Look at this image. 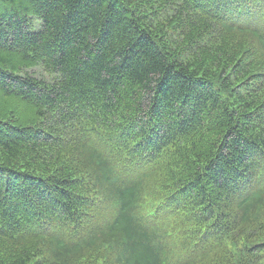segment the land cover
Returning a JSON list of instances; mask_svg holds the SVG:
<instances>
[{
	"label": "trees",
	"instance_id": "trees-1",
	"mask_svg": "<svg viewBox=\"0 0 264 264\" xmlns=\"http://www.w3.org/2000/svg\"><path fill=\"white\" fill-rule=\"evenodd\" d=\"M0 264H264V0H0Z\"/></svg>",
	"mask_w": 264,
	"mask_h": 264
},
{
	"label": "rangeland",
	"instance_id": "rangeland-1",
	"mask_svg": "<svg viewBox=\"0 0 264 264\" xmlns=\"http://www.w3.org/2000/svg\"><path fill=\"white\" fill-rule=\"evenodd\" d=\"M36 70H37L38 75H41V72H40L41 69L40 68H37Z\"/></svg>",
	"mask_w": 264,
	"mask_h": 264
}]
</instances>
